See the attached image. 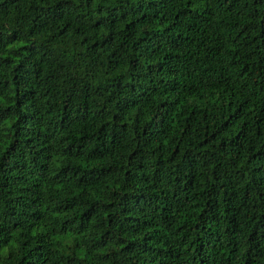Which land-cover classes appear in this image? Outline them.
I'll return each instance as SVG.
<instances>
[{
    "label": "trees",
    "instance_id": "1",
    "mask_svg": "<svg viewBox=\"0 0 264 264\" xmlns=\"http://www.w3.org/2000/svg\"><path fill=\"white\" fill-rule=\"evenodd\" d=\"M0 264H264V0H0Z\"/></svg>",
    "mask_w": 264,
    "mask_h": 264
}]
</instances>
